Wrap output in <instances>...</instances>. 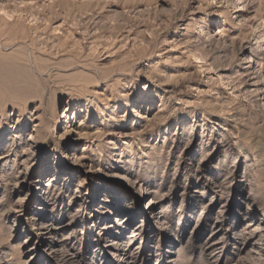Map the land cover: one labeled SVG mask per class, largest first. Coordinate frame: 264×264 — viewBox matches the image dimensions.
<instances>
[{
    "label": "rangeland",
    "instance_id": "374dc122",
    "mask_svg": "<svg viewBox=\"0 0 264 264\" xmlns=\"http://www.w3.org/2000/svg\"><path fill=\"white\" fill-rule=\"evenodd\" d=\"M256 241L264 0H0V264H264Z\"/></svg>",
    "mask_w": 264,
    "mask_h": 264
},
{
    "label": "bare ground",
    "instance_id": "6f19581e",
    "mask_svg": "<svg viewBox=\"0 0 264 264\" xmlns=\"http://www.w3.org/2000/svg\"><path fill=\"white\" fill-rule=\"evenodd\" d=\"M83 11V10H82ZM251 58H250V60L248 61L249 63H251V62H255V60L256 59H254V55H251L250 56ZM145 100H143V99H138V102H144ZM146 102H147V100H146ZM54 115H58L59 114V117H58V119L59 118H61V113H60V111H59V108H58V106L57 105H55L54 106ZM68 111V107L67 108H65L64 110H63V112L65 113V112H67ZM34 138V137H33ZM123 169H125V171L124 172H121V173H118L117 175H115V178H113V184H114V186L113 187H109L108 189H107V193H106V195L103 197V198H114V196L113 195H111V193H115V194H121V195H123V197H125L126 198V196H127V194H129L130 193V190L129 191H122L121 192V189H119V188H121V186L123 185V184H128L129 186H131L132 185V173L130 172V169L127 167V165H125V167L123 168ZM42 177V176H41ZM46 177V176H45ZM51 181H55L54 179H50ZM49 184V183H48ZM48 186V185H47ZM38 189L40 190V196H41V198L43 199V201L44 200H48V194H49V190H44L43 188H39L38 187ZM133 192V191H132ZM151 192H150V190L149 191H145V192H143V197L145 196V195H148V194H150ZM136 197V196H135ZM115 205L116 206H118V203H115ZM161 218H162V216H161ZM131 219V217H128V218H126V219H124L123 221H121V219H119V218H115V220L116 221H119V222H121V223H124V222H127V221H129ZM142 220V219H141ZM143 221V220H142ZM154 222L153 221H151V222H142V225H144L143 226V228H141L142 230H145V231H149L150 230V228L152 227V224H153ZM140 225V224H139ZM137 227H139V226H136L134 229H140V227L139 228H137ZM46 228V227H45ZM57 228V227H56ZM119 234H118V236L115 238V239H112V240H109L111 243H109V244H107V246H109V247H115L116 245H118L119 244V236L121 237L122 235H124L123 233L124 232H118ZM139 234V232L138 233H136V234H131L132 236L134 235V236H136V235H138ZM255 234V233H254ZM130 235V236H131ZM257 235V234H256ZM261 235V234H260ZM129 236V237H130ZM135 238V237H134ZM261 239H263V237H261ZM260 239V240H261ZM264 244L263 242H260V241H256L255 242V245H259V244ZM259 247V246H258ZM123 250H124V252H123V256L122 257H120L119 258V260L120 261H123V263L124 264H131L132 262H133V259L136 257V255H135V253L132 251V249H130V248H123ZM115 255H120V254H115ZM69 264H70V262H69Z\"/></svg>",
    "mask_w": 264,
    "mask_h": 264
}]
</instances>
